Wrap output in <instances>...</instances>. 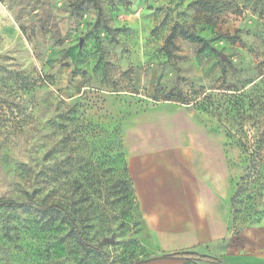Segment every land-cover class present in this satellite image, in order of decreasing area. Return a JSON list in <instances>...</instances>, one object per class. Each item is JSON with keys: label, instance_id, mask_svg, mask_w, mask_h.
<instances>
[{"label": "rangeland", "instance_id": "1", "mask_svg": "<svg viewBox=\"0 0 264 264\" xmlns=\"http://www.w3.org/2000/svg\"><path fill=\"white\" fill-rule=\"evenodd\" d=\"M175 24L215 51L178 36L168 54ZM263 76L264 0H0V198L41 206L0 209V264L229 249L228 237L197 244L149 228L129 179L126 124L147 137L167 129L176 145L216 158L229 238L264 227V170L232 206L247 166L241 144L264 138ZM166 262L176 259L141 264Z\"/></svg>", "mask_w": 264, "mask_h": 264}, {"label": "crops", "instance_id": "2", "mask_svg": "<svg viewBox=\"0 0 264 264\" xmlns=\"http://www.w3.org/2000/svg\"><path fill=\"white\" fill-rule=\"evenodd\" d=\"M132 131L124 125L129 177L149 228L188 236L197 244L228 239L231 246L223 254H206L225 264H264V227L229 238L230 208L217 190L223 179L216 158L195 145H176L167 129L151 137ZM171 259L176 262L165 264H202Z\"/></svg>", "mask_w": 264, "mask_h": 264}, {"label": "trees", "instance_id": "3", "mask_svg": "<svg viewBox=\"0 0 264 264\" xmlns=\"http://www.w3.org/2000/svg\"><path fill=\"white\" fill-rule=\"evenodd\" d=\"M182 37L192 43L200 44L204 49H210L211 51H215V48L211 46V43L209 40H206L205 38L195 34L194 32L187 29L182 24H175L167 38H166V49H168L167 53L169 54L171 52L170 48L171 46H174V40L177 37ZM259 85L261 87H264V76L260 79ZM255 90V89H252ZM250 92V91H249ZM257 94V99L258 98ZM243 98H249L251 101L252 97L250 96L251 93L248 94H240ZM250 103V102H249ZM261 110L264 113V100L261 104ZM264 134V130L262 132ZM243 148L246 150L247 154V166L245 168V172L242 175L240 182L238 183V189L235 195L232 197V206L235 208V204L240 202L239 196L242 194L248 186L253 182L251 179H253V174H260L264 170V138L261 137L258 140H256L251 146H248L246 143L241 144ZM56 176L58 174H55ZM58 177V176H57ZM130 179V178H129ZM55 180H59V178H56ZM134 190V189H133ZM30 204H36L31 198H29L27 201H18L12 198H0V209H15V208H21V207H27L30 206ZM37 208H41V206L36 204ZM75 228L77 230V233L79 234L80 239L83 241V243L86 246H91L90 243L84 240L82 237V234L80 232V229L78 228L77 223H74ZM169 255L174 256L175 258H181V259H188L192 261H199L202 263H208V264H225L223 260L219 257L207 255V254H200L193 250H180L169 253Z\"/></svg>", "mask_w": 264, "mask_h": 264}, {"label": "water", "instance_id": "4", "mask_svg": "<svg viewBox=\"0 0 264 264\" xmlns=\"http://www.w3.org/2000/svg\"><path fill=\"white\" fill-rule=\"evenodd\" d=\"M84 42L83 39L80 40V45H82ZM53 206H60L58 204H54ZM106 242H113L114 241V237H111V238H106L105 239ZM159 258H175L174 256H171L169 254H165V255H162V256H156V257H151V258H147V259H142L138 262H136L135 264H141V263H146V262H149L151 260H155V259H159Z\"/></svg>", "mask_w": 264, "mask_h": 264}]
</instances>
